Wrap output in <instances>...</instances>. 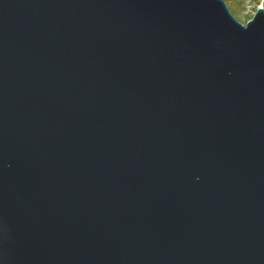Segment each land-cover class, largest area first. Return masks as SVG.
Wrapping results in <instances>:
<instances>
[{
    "label": "water",
    "instance_id": "obj_1",
    "mask_svg": "<svg viewBox=\"0 0 264 264\" xmlns=\"http://www.w3.org/2000/svg\"><path fill=\"white\" fill-rule=\"evenodd\" d=\"M0 264H264V10L0 0Z\"/></svg>",
    "mask_w": 264,
    "mask_h": 264
},
{
    "label": "rangeland",
    "instance_id": "obj_2",
    "mask_svg": "<svg viewBox=\"0 0 264 264\" xmlns=\"http://www.w3.org/2000/svg\"><path fill=\"white\" fill-rule=\"evenodd\" d=\"M231 15L241 24L249 21L256 8L262 6V0H223ZM264 4V3H263Z\"/></svg>",
    "mask_w": 264,
    "mask_h": 264
},
{
    "label": "trees",
    "instance_id": "obj_3",
    "mask_svg": "<svg viewBox=\"0 0 264 264\" xmlns=\"http://www.w3.org/2000/svg\"><path fill=\"white\" fill-rule=\"evenodd\" d=\"M263 3H264V0H262V8H263V10H264V4H263Z\"/></svg>",
    "mask_w": 264,
    "mask_h": 264
}]
</instances>
